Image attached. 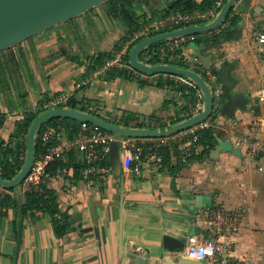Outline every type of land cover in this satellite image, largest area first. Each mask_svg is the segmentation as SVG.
<instances>
[{"label": "crops", "instance_id": "0c3cea01", "mask_svg": "<svg viewBox=\"0 0 264 264\" xmlns=\"http://www.w3.org/2000/svg\"><path fill=\"white\" fill-rule=\"evenodd\" d=\"M171 1L160 0L159 9ZM222 25L220 32L219 26L198 35L199 40H207L205 44L198 43L195 35L176 49L186 58H196L198 62L188 68L202 78L206 72L214 74L220 88L207 118L212 123L211 145L201 142L184 156L177 145L161 148L159 164L144 149L140 170L128 182L113 170L107 178L95 180L84 174L81 154H64L58 160L61 168L53 175L47 173L44 187L55 197L58 209L68 213L69 228L58 236L47 213L27 211L15 258L17 202L7 201L0 205V264H135L136 258L138 264H177L189 258L164 249V237L184 242L187 234L203 229L215 204L242 210L240 233L228 264H264V163L247 160L234 145L242 134L264 140V128L253 122L256 115L264 114V103L255 99L264 87V44L256 39L257 32H264V0H236ZM72 31L61 23L0 53V141L4 145L16 124L24 125L27 116L37 114L39 104L63 91L73 92L69 104L75 109L83 107L128 127L166 131L185 120L181 115L191 103L186 86L132 73L127 79H108L106 71L94 77L98 68L89 71L90 56L118 49L119 37L126 34L123 27L111 32L105 25L98 44ZM224 72L231 87L219 77ZM88 79L87 85L76 88ZM238 93L244 104L234 109L232 117L220 114L221 104ZM58 123L63 137L70 138L75 124ZM159 138L135 140L145 148ZM25 142L22 133L11 144L22 151ZM119 153L118 144V160ZM10 190L12 194L4 198L17 199L18 186Z\"/></svg>", "mask_w": 264, "mask_h": 264}, {"label": "built area", "instance_id": "2783aa9c", "mask_svg": "<svg viewBox=\"0 0 264 264\" xmlns=\"http://www.w3.org/2000/svg\"><path fill=\"white\" fill-rule=\"evenodd\" d=\"M225 1L215 0L213 6L205 11L184 13L174 11L154 19H147L142 28L131 34H124V40L119 45V48L113 51L112 58L95 70L93 76L97 77L113 67H118L125 68L141 78L170 80L175 84L183 85L190 89L189 99L191 103L181 117L187 119L198 114L203 108V95L188 77L172 73L145 75L131 68L125 62V58L131 46L142 38L176 28L209 22L217 15ZM222 24L223 22L219 25L220 29L217 32H220L223 28L224 25ZM195 38V34L170 38L156 52H147L145 59L150 60L152 57L157 56V60L153 64H169L189 69L190 65L198 62L197 59L194 57L186 58L181 53H177L176 49L180 47V44L186 41H193ZM256 39L260 44H264V32H257ZM203 79L208 85L212 97H218L220 88L216 84L215 75L206 72ZM88 83L89 79L81 81L76 84V88ZM72 93L63 91L50 96L39 104L35 111L40 113L48 109L65 108L72 99ZM255 96L258 103H264V87L258 89ZM253 122L256 126L264 128V114L256 115ZM211 127L212 123L208 119H203L168 136L160 137L156 143L144 148L136 144L137 141L135 139L137 138L114 135L89 122H78L70 138H64L61 130L55 126H45L37 132L36 138L38 139L40 150L37 155H34L29 170L18 186L19 193L22 195L42 194L48 166L68 152L81 154L84 160L83 171L86 176L95 180L107 178L112 172L109 162V149L110 143L114 140L120 146V176L124 182H128L132 179L133 174L138 173L140 170L139 157L144 152V149L156 164L162 161V157L158 153L159 150L171 145L178 146L180 155H188L190 152L195 151L199 145L200 138ZM234 145L243 150L247 160H258L264 163V140L248 134H242L234 139ZM23 159L24 154L20 153L18 160L21 164ZM259 170H261V167H259ZM11 194L10 189L0 186V200ZM241 214L242 210L240 209H229L221 204H215L206 214L203 229L186 235L183 248L179 251V254L191 260L203 261L206 264H228L232 257L236 238L240 233Z\"/></svg>", "mask_w": 264, "mask_h": 264}, {"label": "water", "instance_id": "95a60500", "mask_svg": "<svg viewBox=\"0 0 264 264\" xmlns=\"http://www.w3.org/2000/svg\"><path fill=\"white\" fill-rule=\"evenodd\" d=\"M106 1L107 0H0V53L20 44L36 34L100 6ZM235 1L236 0H226L219 9L217 15L205 24L189 25L147 36L132 45L128 52L129 66L139 73L145 75L172 73L188 77L200 89L203 95V108L198 114L172 124L166 131H158L150 128L128 127L114 124L90 112L75 108L65 107L45 110L36 115L27 129L24 159L19 170L10 179H5L0 176V186L8 189L19 186L34 159V146L37 132L47 120L52 118H66L73 119L77 122H89L96 124L114 135L135 138L168 136L203 119H207L212 113L213 97L208 85L200 74L191 69L169 64H148L140 60L139 55L149 46L166 41L170 38L189 34H201L214 30L225 20ZM123 36L124 34L119 37V40ZM201 48H203V45H201ZM197 55L200 57L198 53ZM225 76V72L219 74V77L224 81L226 86L231 87V82L228 83ZM243 104L244 99H242L241 95L238 93L224 101L219 108V112L227 117H232L234 109L241 107ZM109 162L113 172L116 171L120 173L118 142L116 140L110 143ZM16 202L17 238L15 258L18 256L22 228V194H18ZM163 247L167 251L178 252L182 250L183 242L171 238L170 236H165L163 239ZM138 263L139 260L136 258L135 264ZM168 264L174 263L168 261ZM177 264L204 263L203 261L180 259Z\"/></svg>", "mask_w": 264, "mask_h": 264}, {"label": "trees", "instance_id": "16d2710c", "mask_svg": "<svg viewBox=\"0 0 264 264\" xmlns=\"http://www.w3.org/2000/svg\"><path fill=\"white\" fill-rule=\"evenodd\" d=\"M215 0H203L200 3H197L193 0H172L165 8L160 7V0H107L104 4L108 8V12L112 14L114 17H118V19L121 21L122 25L125 27L126 33H132L140 28L143 27V25L147 22V19H154L158 16L168 14L170 12L174 11H180V12H193V11H205L207 9H210ZM136 8H145L143 10V14L138 15ZM86 13V12H85ZM150 14V18H148ZM198 38L199 34H195ZM198 43H206L207 40H197ZM163 43H157L152 46H149L147 49H145L140 55L139 59H143V55L147 54V52H153L157 51L159 49V46ZM119 48L117 45L115 49ZM113 53H102L99 52L95 56H90V63L88 65L89 71L99 68L104 64V61L107 59L112 58ZM157 60V56L152 57L150 60H144L145 63L152 64L155 63ZM125 62L128 63V55L125 58ZM131 76V72L125 68H118V67H113L106 71V78L108 79H114V78H124L127 79ZM227 97V95L225 96ZM69 108H75L73 105L69 104ZM80 110H86L85 108L81 107L79 108ZM94 115V112H90ZM37 114H33L31 116H27L24 120V125H20L19 123L16 124V129L13 133L12 138L10 141L4 145L0 141V176L5 179H10L12 178L17 171L19 170L21 163L18 160L19 154L22 152L24 154L25 152V145L26 142L23 145V150L21 151L20 148L17 146H13L11 143L13 142V139L17 138L20 134L27 133V129L32 122V120L36 117ZM99 116V115H97ZM101 117V116H99ZM108 122L114 123L121 125L120 123H116L113 120H110L109 118H104ZM62 121H69L73 122L75 126L78 125V122L73 120V119H66V118H52L50 120H47L41 128L44 126H55L59 130H62V126L58 122ZM122 126H125L122 125ZM74 128L71 131L74 133ZM212 132L211 128H209L206 131V134L200 138L199 144L201 142H209L211 145L212 141ZM35 154L37 155L39 150H40V145L38 142V139H35ZM61 163L57 160L50 164L47 168V173H50L53 175L58 168H61ZM44 192L42 194H24L23 195V208H22V216H24L27 211L31 210H41L44 213H47L52 220L54 230L56 235L62 236L65 234L66 230L69 228L68 225V218L69 215L65 211H61L58 209L56 200L54 196H51L49 191L43 188ZM6 197L0 201V205H3L7 203V201L12 200V203H16V197ZM8 199V200H7Z\"/></svg>", "mask_w": 264, "mask_h": 264}, {"label": "rangeland", "instance_id": "374dc122", "mask_svg": "<svg viewBox=\"0 0 264 264\" xmlns=\"http://www.w3.org/2000/svg\"><path fill=\"white\" fill-rule=\"evenodd\" d=\"M143 9L145 8H136L137 12L140 14H142ZM63 24H65V26L71 27V29H73L74 31V35H83V33L86 34L89 40H92L91 42L95 44L98 42L97 39H99L100 37L99 33L105 25L109 27V30H111V32L115 31L117 27L118 29L122 27L125 29L118 17H114L111 13L108 12V8L106 5L97 6L84 14H80L79 16H76L64 22ZM112 25L114 28L111 27ZM121 39L119 41L120 44L122 42Z\"/></svg>", "mask_w": 264, "mask_h": 264}]
</instances>
